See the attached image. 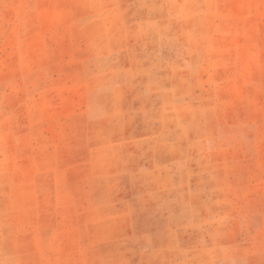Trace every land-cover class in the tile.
<instances>
[{
  "label": "rangeland",
  "instance_id": "obj_1",
  "mask_svg": "<svg viewBox=\"0 0 264 264\" xmlns=\"http://www.w3.org/2000/svg\"><path fill=\"white\" fill-rule=\"evenodd\" d=\"M0 264H264V0H0Z\"/></svg>",
  "mask_w": 264,
  "mask_h": 264
}]
</instances>
